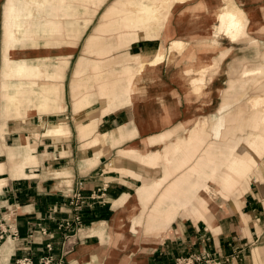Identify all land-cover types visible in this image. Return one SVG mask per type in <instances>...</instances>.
Wrapping results in <instances>:
<instances>
[{
    "label": "crops",
    "instance_id": "obj_1",
    "mask_svg": "<svg viewBox=\"0 0 264 264\" xmlns=\"http://www.w3.org/2000/svg\"><path fill=\"white\" fill-rule=\"evenodd\" d=\"M58 1L55 14L67 12L66 17L55 15L67 28L59 36L47 26L49 4L43 7L44 16L13 20L14 25L32 28L18 32L13 41L7 54L13 63L10 70L4 67L2 27L0 224L6 232L0 240V264H17L26 257L39 264L45 256L53 258L52 264H175L191 254L207 256L208 263L203 264H264V254H258L264 249V123L258 129L248 124L256 113L249 106L251 100L264 99V81L227 79L229 68L225 72L222 63L205 76L203 88L211 91L206 102L211 109L204 108L205 97L197 98L185 73L191 67L193 76H199L202 65L169 64L167 59L158 68L160 82L148 87L166 90L164 103L177 109L174 118L156 126L147 118L151 120L158 104L151 99L136 106L123 72L140 67L128 58L153 59L161 39H139L128 46L130 39L121 38L128 54L118 45L99 51L109 53L107 60L97 63L98 71L80 59L85 57L81 47L69 81L68 104L66 78L75 50L83 38L88 46L108 0ZM125 1L139 0H112L105 9ZM235 1L249 18L251 36L264 41V0ZM201 2L207 4L205 13H195ZM221 5V0L175 4L166 47L179 39L199 57V23L216 25ZM221 41L230 44L226 38ZM247 45L256 49L261 63L264 49ZM235 47L229 54L234 63L228 66L240 68L237 63L242 60L235 51L242 47ZM117 52L124 55L115 56ZM210 57L213 60L217 54ZM16 94L29 100L35 112L17 113L10 102ZM45 101L51 104L47 112L41 110ZM99 103L102 106L95 107ZM233 103L237 107L226 111ZM260 114L264 118L263 107ZM163 135L166 138L157 142ZM130 149L135 153L128 156ZM147 190L153 195L144 204L139 193ZM74 192L81 194L82 221L78 228L67 229L63 225L74 216ZM165 194L176 196L179 203L170 227L147 233L144 223ZM214 196L226 202V208L216 209ZM169 210L168 204L161 207L163 214ZM140 218L142 226L137 223Z\"/></svg>",
    "mask_w": 264,
    "mask_h": 264
},
{
    "label": "bare ground",
    "instance_id": "obj_2",
    "mask_svg": "<svg viewBox=\"0 0 264 264\" xmlns=\"http://www.w3.org/2000/svg\"><path fill=\"white\" fill-rule=\"evenodd\" d=\"M157 4L153 7H140L135 9L128 5V3H121L125 5L126 13L121 19L120 26L116 25L115 13L113 12V8H109L103 14V21L99 23L93 34L89 38L90 43H98L99 40L113 35L115 33L118 34L119 43L118 49L120 51L128 52V46H126L121 41V34H135L136 36L133 38L135 43L138 42V36L143 38H147L149 40H154L156 38L155 32L160 29V27L164 28V33L161 34V47L157 52L155 57L150 60L142 61L140 57L137 55L135 57L128 58L127 60L138 61L140 67L137 69H132L130 67L126 68L123 72V75L126 76V79L129 82V93L131 94L134 103L136 106L147 103L149 100L153 99L156 104V108L154 109L151 120L148 119V122L152 121L156 126L160 124V121L167 120L169 122L172 118L175 117L177 105H167L165 104L164 98L166 97V90L164 89H156L152 90L148 86L150 83H159L160 76L158 73V68L161 64L168 59L169 64H177L178 59H181L185 64L189 65H202L200 70L196 75L193 76V69L190 67L186 70L187 76L190 77L191 85L193 86V93L200 97L209 96V90L203 88V82L205 83V76L208 74L209 70L218 64L219 60H223L227 57V55L232 50V47H224L221 44V40L223 36H226L230 39L231 42H236L241 40H246V38L250 37L249 31V18L246 12L237 4L236 1L233 0H221L222 5L219 12L216 14L217 24L214 26H206L204 21L199 23V31L198 38L200 39L199 44L203 51H200L199 57L195 56L193 51H189L187 53L188 43L179 39L171 40L170 45L166 47V42L171 36V28H170V20H171V11L169 6L171 2L176 1L178 4H183L192 0H155ZM58 0H21L19 3H16V0H5L4 8V17H3V30H4V44H3V60L4 67L8 70L12 69L13 63L12 60H8L7 54L11 51V46L14 40L17 39L19 29L16 25L13 24V20L18 19L22 16L31 17L34 9L40 11L43 9L44 5L49 4L51 9L49 13V18L47 22V26L51 29L52 33L56 36L61 35L63 32L67 31L66 26L63 21L58 20L55 15H61L63 17L67 16L66 10H63L60 14H55L56 6L59 5ZM207 9V4L205 2H201L197 5L193 11L195 13L204 14ZM134 13H136L134 15ZM111 25H107L106 22ZM255 41V40H253ZM198 42V41H197ZM134 43V44H135ZM253 46V44H252ZM257 45H254L256 47ZM260 49V47H256ZM213 49H218L215 51L218 57L212 60L210 57V53ZM218 52V53H217ZM109 53V51L103 53H96L97 58L103 59L105 55ZM264 58V56L262 57ZM100 64H93L91 66L93 71L100 70ZM228 72L236 73L237 70L233 66H228ZM243 71L239 73V77L244 78L248 75H258L264 74V68L262 66H257L255 68L245 67ZM62 69L57 72L58 77H61ZM195 74V73H194ZM80 74H78L79 76ZM192 76V77H191ZM213 79V75L210 74L209 80ZM85 81V79H82ZM162 84V83H161ZM163 85V84H162ZM154 92V94L152 93ZM60 92L58 95L62 98L63 96V88L60 87ZM7 97V94L5 95ZM10 102L14 105L17 113H33L35 112V107H33L29 100L25 101L21 94H16L10 98ZM264 99L261 98H253L251 100V104L253 109H255L256 113L252 117V120L248 122L249 126L252 129H258L264 123V118L261 117V108L263 107ZM204 108L208 107L207 105H203ZM41 110L47 112L51 110V104L48 101H45L44 104L41 105ZM9 109H6L8 112ZM257 111L259 113H257ZM243 112V109H240V113ZM9 113V112H8ZM96 113V112H95ZM91 113V114H95ZM89 114V116H91ZM58 128L61 132L64 131L65 126L63 122H60ZM164 135L157 139V142L163 140ZM197 139V138H195ZM255 144V143H254ZM196 151V149H194ZM192 153L191 150L188 151ZM135 153V150H128L126 155H131ZM156 158H160L156 156ZM254 162L255 155L253 154V158H251ZM149 160V159H148ZM152 161H154V157H152ZM236 164H238L236 162ZM233 171V170H232ZM153 195L151 190H147L145 192L139 193V198L142 203L145 202ZM168 204L170 206V210L163 214L161 211V207ZM179 206L176 196L171 194L162 195L157 204L154 206L152 212L148 215L145 223L144 229L147 233L160 232L164 231L170 227V223L173 220V213L176 207ZM138 224L141 225V218L138 219ZM133 231L136 232V229L133 228ZM257 253V252H256ZM259 255L264 254V249L261 250ZM95 256V255H94ZM96 257V256H95ZM94 257V258H95Z\"/></svg>",
    "mask_w": 264,
    "mask_h": 264
},
{
    "label": "rangeland",
    "instance_id": "obj_3",
    "mask_svg": "<svg viewBox=\"0 0 264 264\" xmlns=\"http://www.w3.org/2000/svg\"><path fill=\"white\" fill-rule=\"evenodd\" d=\"M21 0H16V2L17 3H19ZM112 0H108L107 2H106V4H104L102 7H101V9H100V12H102L103 11V14L109 9V8H113V12L115 13V18H116V25H119L120 26V23H121V19H122V17L124 16V14L126 13V8H125V5H123V4H121L120 3V6L118 7V8H116L115 6H108V8L107 9H105V7L107 6V4H110V2H111ZM233 1H235V0H233ZM126 2V4L128 3V5H130V6H132V7H135V9H138V8H140V7H153L154 5H156L157 4V1H155V0H139L138 2H134L133 4H131V3H129V2H127V1H125ZM124 2V3H125ZM4 4H5V1L4 0H0V60H1V33H2V17H4V12H5V8H4ZM175 4H178L176 1H173V2H171V4H170V6H169V9L170 10H172V8H173V6L175 5ZM46 14V10H44V9H42V10H40V11H37L36 9H34V11H33V16L34 15H36V16H44ZM103 14H101V17H100V19H99V22H98V17L95 19V21H94V23L90 26V28H89V30H88V32H90L91 31V29H92V27H93V25L95 24V23H101L103 20ZM136 13H134V15H135ZM170 22H171V20H170ZM106 24L107 25H111L110 23H108V21L106 22ZM16 26L18 27V29H19V33H28V31H31V26L30 25H19V24H16ZM43 28H44V26H42ZM172 26H171V24H170V28H171ZM95 28H96V25L94 26V30H95ZM171 30H172V28H171ZM49 31H51V30H49ZM94 32V31H93ZM164 33V28L163 27H160V29L158 30V31H156L155 32V34H156V38H160L161 39V34H163ZM122 36L120 37V38H122V39H125L126 38V42H127V40H129L130 39V41H128L127 43H125V44H128V46L130 45V46H133L134 45V41H133V38H135V37H132V36H136L135 34H121ZM139 38L137 39V40H139V39H147V38H143V37H141V36H138ZM115 38H118V34L117 33H115V34H113V35H110V36H108V37H105V38H103V39H101V40H99V42L98 43H90V42H88L87 43V47L85 48L84 47V38H83V40L79 43V46H78V48H77V50H75V53H74V58L72 59V61H71V65H70V68H69V70H68V74H67V78H66V103H68V104H70L71 103V100H70V95H69V81H70V79H71V76H72V69H73V66H74V63H75V60H76V58H77V56L81 53V47H82V51H83V54H85V57L84 58H80V59H82V60H86L88 63H90L91 65L92 64H97L98 62H102V61H105V60H107V58L105 57V58H103V59H99V58H97V56H96V52L98 53L99 51H102L103 49H107V48H113V47H115V46H117L118 45V43H119V41H115ZM128 38V39H127ZM222 38H226L228 41H229V43L230 44H224L222 41H221V44L224 46V47H235V45H238L237 47L238 48H241L242 47V49H240V50H237L236 49V51L235 52H238L237 53V57L236 58H238V59H240V60H242V62H238L237 63V66L239 67L240 66V68H236V70H237V72L236 73H234V72H227V79L229 78L230 80H239V81H249V82H260V81H264V74H258V75H248V76H245L244 78H242V77H239V73L241 72V71H243L244 69H246L245 67H249V68H255V67H257V66H262L263 68H264V58H262V62L260 63V57L258 56V52L256 51V49H251L250 47H248V45L246 46V44H250V45H252L253 44V46L254 45H257L256 47H260V49H264V41H260V40H258V39H256L255 37H253V36H251L250 35V37L249 38H246V40H241V41H238V43H236V42H231L230 41V39L229 38H227L226 36H223ZM118 40H119V38H118ZM253 40H255V41H253ZM122 42L124 43L125 41H123L122 40ZM136 44V43H135ZM237 47H235V48H237ZM84 49H88V50H92L91 52H88V53H86L85 51L86 50H84ZM200 49H202V48H200ZM201 51H203V50H201ZM210 51H212L211 53H210V55H212L213 53H215V51H218V49H213V50H210ZM132 52H134V50H132ZM131 52V53H132ZM189 51H187V53H188ZM230 52H232V50L230 51ZM100 53V52H99ZM127 53V52H126ZM128 54V53H127ZM230 54V53H229ZM229 54L227 55V57L226 58H224L223 60H219L218 61V64L217 65H215V66H213L209 71H212L213 70V68H219L220 67V65L223 63L224 65V70H225V72L227 71V69H228V63H234V59H232V57H233V55H231V56H229ZM115 56H122V55H124V53L122 52H117V53H115L114 54ZM219 56V55H218ZM217 56V57H218ZM245 57H248V58H250V59H248L247 61L248 62H246V61H244L243 62V60H244V58ZM181 59L182 58H179L178 59V62L177 63H180L181 62ZM134 62H136V63H139L138 61H134ZM244 64H248V66H245V67H242ZM259 64V65H258ZM209 73V72H208ZM213 75V74H212ZM226 77V76H225ZM82 78H85L84 76H82ZM77 80L78 81H80V80H82V79H80L79 77L77 78ZM203 86L205 87L206 85H205V83L203 82ZM239 86V85H238ZM237 86V87H238ZM129 91V90H128ZM248 91H249V94H253L254 92H250V89H248ZM254 91H256V90H254ZM257 92H259V91H257ZM210 95H211V91L209 90V96H207V97H205V96H203V97H205V105H207L208 107H206V108H209V109H211V106L208 104V103H206L207 101H208V99H209V97H210ZM223 96V95H222ZM231 98H234V96H231ZM264 98V97H263ZM231 101H233V100H231ZM246 101L247 100H243L241 103L242 104H245L246 103ZM238 105V104H237ZM101 107L102 106V103H99V104H97L95 107ZM236 104H231L230 105V107L229 108H227V110L226 111H231V110H234L236 107ZM252 109H253V107H252V104H251V102H250V105H249ZM263 108H264V103H263ZM223 109V105H222V107H221V110ZM254 110V112H256L255 111V109H253ZM257 113H259L258 111H257ZM32 118H34V117H32ZM32 118L30 119V120H32ZM28 122V121H27ZM13 124V123H12ZM228 124V123H227ZM264 186V185H263ZM215 197V200H214V204H215V206H216V209L221 205L222 207H225L226 208V202H224L219 196H214ZM217 199H219V200H217ZM257 246H259L258 244H257Z\"/></svg>",
    "mask_w": 264,
    "mask_h": 264
},
{
    "label": "built area",
    "instance_id": "obj_4",
    "mask_svg": "<svg viewBox=\"0 0 264 264\" xmlns=\"http://www.w3.org/2000/svg\"><path fill=\"white\" fill-rule=\"evenodd\" d=\"M81 200V194L78 192H74L72 194V200L71 204L74 205V216L71 220H66L64 222V227L67 229H73L78 228V226L81 224V216L78 214V211L80 209V205L78 202ZM5 230H3L2 224H0V240L3 238V235L5 234ZM48 251L52 250L51 244L47 245ZM53 258L51 256H45L40 259L39 264H52ZM204 262L208 263V257L204 255H196L191 254L186 257H181L176 259L175 264H203ZM17 264H33L32 260L28 257L22 258L17 261ZM59 264H62L60 262Z\"/></svg>",
    "mask_w": 264,
    "mask_h": 264
}]
</instances>
